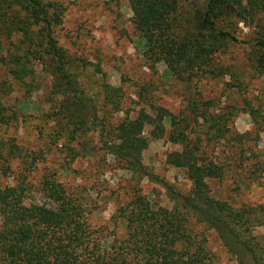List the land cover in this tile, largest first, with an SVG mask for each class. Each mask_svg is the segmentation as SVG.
Here are the masks:
<instances>
[{
  "label": "rangeland",
  "instance_id": "374dc122",
  "mask_svg": "<svg viewBox=\"0 0 264 264\" xmlns=\"http://www.w3.org/2000/svg\"><path fill=\"white\" fill-rule=\"evenodd\" d=\"M49 1L63 10L53 35L77 92L54 94L41 28L8 11L0 19V189L21 187L26 205H50L41 190L54 181L90 230L119 243L125 238L119 211L130 209L136 198L150 209L169 211V193L187 195L191 189L184 171L165 162L181 151L167 141V119L161 139L150 135L148 125L137 135L144 145L142 172L105 150L124 120L163 109L184 120L178 130L187 126L189 149L220 168V178L206 181L209 196L234 210L264 208V69L256 67L259 50L245 44L259 36L254 23L223 22L221 29L237 41L212 55L205 73L178 80L163 63L147 60L127 0ZM201 1L183 3L178 27L184 28ZM254 7L264 21V0ZM76 98L81 121L60 108ZM180 212L205 264H237L212 230ZM253 235H264V227Z\"/></svg>",
  "mask_w": 264,
  "mask_h": 264
},
{
  "label": "trees",
  "instance_id": "16d2710c",
  "mask_svg": "<svg viewBox=\"0 0 264 264\" xmlns=\"http://www.w3.org/2000/svg\"><path fill=\"white\" fill-rule=\"evenodd\" d=\"M257 1L202 0L181 28L176 19L188 0H127L131 23L144 40L147 60L163 63L178 80L205 73L212 55L228 42L237 41L221 29L223 22L233 18L254 23L259 31V36L245 44L259 50L256 67L263 70L264 21L257 16ZM12 10L28 25L41 28L42 52L48 58L47 74L53 80L54 94L62 90L75 95L77 86L65 69V56L53 35L63 10L49 0H0V19ZM78 105L81 101L76 98L62 102L60 108L67 118L81 121L83 117L74 112ZM154 112L153 117L139 113L132 121L124 120L116 128L114 141L104 145L105 150L142 172L139 154L144 145L137 135L148 125L150 135L161 139L167 119L171 129L167 141L179 145L181 151L168 154L165 162L184 171L191 183L187 195L171 191L169 211L150 209L136 198L130 209L119 211L123 213L124 240L108 243L112 236L90 230L54 181L44 182L41 190L50 205H26L24 189L4 187L0 189V264H205L203 251L193 244L180 211L212 230L237 264H264V235H253L254 229L264 227V208L234 210L209 196L206 181L220 178V168L189 149L187 126L178 130L184 120L179 122L163 109ZM216 132L221 134L220 130Z\"/></svg>",
  "mask_w": 264,
  "mask_h": 264
}]
</instances>
